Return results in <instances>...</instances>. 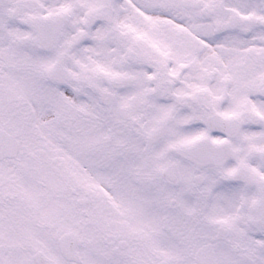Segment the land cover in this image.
<instances>
[{
    "label": "snow or ice",
    "instance_id": "6c2138e0",
    "mask_svg": "<svg viewBox=\"0 0 264 264\" xmlns=\"http://www.w3.org/2000/svg\"><path fill=\"white\" fill-rule=\"evenodd\" d=\"M0 264H264V0H0Z\"/></svg>",
    "mask_w": 264,
    "mask_h": 264
}]
</instances>
